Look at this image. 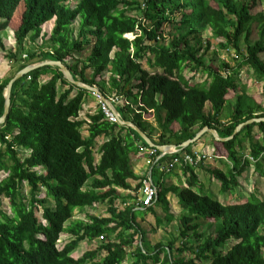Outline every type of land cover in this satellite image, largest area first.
I'll return each instance as SVG.
<instances>
[{"label":"trees","instance_id":"1","mask_svg":"<svg viewBox=\"0 0 264 264\" xmlns=\"http://www.w3.org/2000/svg\"><path fill=\"white\" fill-rule=\"evenodd\" d=\"M70 1L0 0V32L14 22L16 40V48L7 50L0 38V52L16 67L15 74L33 63L60 61L75 80L98 86L104 95L126 97L135 104L140 98L143 106L137 103L135 109L124 105L118 111L125 122L140 128L156 149L166 145L180 148L205 127L228 138L240 124L264 118V107L253 101L254 108L246 112L237 107L228 125L219 121L231 95H237L238 100L246 97L235 94L244 66L259 82L264 81V45L252 40L254 27L261 40L264 38V0H80L74 7ZM260 3L261 10L252 14ZM140 14L149 25L140 20ZM177 15L179 33L168 44L160 43L163 26ZM77 18L79 32L74 38L70 25ZM51 20L55 24L50 38L37 51L22 57L24 42L44 39L42 27ZM207 28L213 37L224 40L220 43L223 49L239 52L240 40H244L246 53L236 65L205 62L200 35ZM127 34L135 38L130 40ZM88 46L90 52L83 61L69 62ZM187 71H191L190 77L185 75ZM105 73L110 74L108 87L103 85ZM14 75L0 79V117L4 114L5 89ZM60 85L67 88L61 91ZM89 93L68 82L53 65L35 68L14 82L10 111L5 124L0 125V175L4 173L0 177V207L6 198L13 213L11 216L0 209V264H123L128 254L133 258L131 264H200L196 259H209L206 264H264V198L254 191L247 200L223 204L212 193L195 191L199 180L197 168L191 165L182 166L184 187L159 184L154 205L142 206L155 217L154 228L175 218L179 222V230L172 233L168 245L159 242L149 250L145 225L136 217L142 205L138 194L142 177L134 173L131 162L141 151L139 145L150 146L131 126L110 122L101 108L88 121L80 119ZM207 103L212 108L208 112ZM176 122L178 130L174 129ZM85 125L87 137L82 132ZM254 127L264 134V121L253 122L232 139L216 142L220 143L218 154L226 155L232 163L229 170L209 169L211 179L220 181L223 193L241 187L239 178L249 164L264 176V140H254ZM241 136L250 139L254 161L240 153ZM100 138L104 141L98 145ZM192 145L161 157L153 165V176L159 173L158 164L167 166L174 158L181 159L183 153H190ZM18 150L29 154L21 158ZM145 154L154 163L161 152L157 149ZM129 180L137 181L135 187ZM24 184L29 187L26 197L21 191ZM127 190L133 194L121 193ZM171 192L177 198V213L170 212L167 195ZM116 201H121V208ZM102 202L108 204V216L90 214L73 220L76 210L84 212ZM158 203L163 205L166 221L155 211ZM200 220H213L214 234L190 247L189 237L204 238L197 231ZM64 234L70 239L60 246ZM102 236L97 249L79 258L72 255L81 242ZM176 237L182 244L178 250L183 253L191 249L196 259L173 258ZM226 242L229 244L222 249ZM103 251V259L96 260Z\"/></svg>","mask_w":264,"mask_h":264},{"label":"rangeland","instance_id":"2","mask_svg":"<svg viewBox=\"0 0 264 264\" xmlns=\"http://www.w3.org/2000/svg\"><path fill=\"white\" fill-rule=\"evenodd\" d=\"M80 0H71L70 1V5L72 7H74ZM263 4V3H262ZM262 4L260 3L258 6H256L253 10H252V14H256L258 11L261 10ZM143 6V5H142ZM264 6V5H263ZM142 13H143V9H142ZM140 16V20H142L143 22H145V25H149L150 21L146 20L145 16L142 14L139 15ZM180 20V15H177L176 17H171V20L166 23L163 26V36L158 38V40H160L159 42L162 44H168L169 41H171L174 37V35H177L179 33V28H178V24L177 22ZM55 21L51 20L49 21L47 24H45L42 27V33L46 35L44 37V39L39 38L38 42L34 43L33 41L27 39L24 42V50L22 52L23 56L25 58L26 54H28L29 52H35L37 51V47H41L42 45H44V41L48 40L50 38V34L52 32V29L54 27ZM14 27H15V23H11L10 26L0 32V38L3 40V42L5 43L7 50L10 49H15L16 48V40L14 37ZM71 30H72V36L74 38L77 37L78 32H79V19L77 18L76 20H74L72 22V24L70 25ZM255 27L253 28V39L257 38L258 35V40L261 41V43L264 45V38L263 40H261V35L256 33V30L254 31ZM125 37H127L130 40H133L135 38L134 34H127L125 35ZM200 39L202 41V48L200 49V53H203L205 55V59H206V63H213L214 66H220L222 64V62H225L227 64H229L231 67L236 65L241 59L243 54L246 53V45L243 39L240 40V46H241V51L237 52L235 49L233 48H229V49H223L220 46L221 42H224L223 39L221 38H215L212 36V32L210 28H207L205 31L202 32V34L200 35ZM252 38V37H251ZM195 40L191 38V44L194 45ZM90 47H86V49L83 52H79L77 54H75V59L74 60H69L70 63H75L76 61H83L90 52ZM4 53L0 52V77H2V80L11 77L15 74L16 72V67L13 66V63L10 62L8 59H4L3 58ZM264 57V54H263ZM264 60V58H263ZM145 68H147L146 64L144 63ZM227 70V73H231L228 69H223ZM109 73H105L104 74V80L105 87H108V80H109ZM185 75L187 77H190L192 75L191 71H187L185 73ZM46 79H48V77H46ZM205 79V78H203ZM192 81V80H191ZM238 88H237V92L235 94L238 95H252V96H247L244 97L243 100H238V97H236L235 95H231L230 96V100H227L226 105L223 108V114L226 115V119H229L230 117L229 114H231L237 107H239L240 109H242L243 111H247L249 108H254V102L252 100V97H256L262 104H264V82H259L257 80V78L255 77V75L253 74L252 70L249 69L248 66H244V68L240 71L239 75H238ZM192 82H196V81H192ZM96 85H94L95 87ZM65 88L67 87H63L60 85V90L63 91ZM136 91V89H135ZM121 98V97H119ZM133 102V103H132ZM130 102V104L132 105L133 108H136L138 104L140 103V98H138L137 103L135 104L134 101ZM142 105V104H141ZM116 108L119 110L120 109V104H115ZM143 106V105H142ZM99 109V104H98V100L97 98L93 95V92L90 91V93L86 96L85 99V104L83 106L82 111L80 112V119H85L86 121H88V117L94 113H96ZM225 115H223L222 117H224ZM87 129V125L84 126L82 132L84 136H88V132L86 131ZM251 135L255 138L260 140V142H262L264 140V134H262V132L257 128L254 127L252 130ZM260 135V136H259ZM219 136V135H218ZM220 137V136H219ZM221 138V137H220ZM104 141V138H100V140L98 141V145L101 144V142ZM240 141L241 145H240V153L243 154V156H245L247 159H250V161H254V159L250 156L251 153V145H250V139L247 136H241L240 137ZM239 141V142H240ZM204 152L210 153L212 155H214V160H210L211 161H216L219 160L216 156V150H209V147L204 145ZM208 149V150H207ZM178 151V150H177ZM177 151H173V152H169L167 155L172 156V154H175ZM204 152H194V153H188V154H192L195 155L196 153H204ZM19 153V157L23 158L25 156H27L29 154V151H25V150H18ZM207 153H204L206 155H209ZM185 154V153H183ZM182 154V155H183ZM264 154V153H263ZM219 155V154H218ZM96 160L99 159V154L96 152ZM221 157H223L224 159L227 157L226 155H221ZM209 159H206L204 161H202V163L200 165H197L196 167H200L199 170H197L200 173H203L201 175V178L203 180L204 183L201 182V188L199 187V183L197 185L196 188H200L199 190L204 191V193H212V194H217L218 191L220 190L221 184L220 181H218L217 179L215 180V182H212L211 179V174L209 172L210 168H213V165H215V163L209 166L208 168H204V166H208V164H206ZM225 163L227 162V160H224ZM218 163V162H217ZM202 165H204L203 167H201ZM232 165V164H231ZM251 167L250 164L247 166L246 170L244 171L243 175L241 178H243V180L245 181V183L247 185H251L254 188H250V191H248L247 189L249 188L248 186L246 187V184L243 186V181L240 179L241 181V187L236 189V190H227L226 191V198L224 196H220L223 198V201H221L219 199L220 202H222L223 204H228V203H235L237 201H241V200H246L248 197H250L251 193L254 192V190H256V194L260 197V198H264V176H262L261 174H254L252 176L253 173H250L251 171ZM4 173H1L0 177H3ZM6 175V174H5ZM162 175H164L165 177H172V176H178L177 174H175L174 170L172 172H167V173H162ZM157 177L159 178V176L157 175ZM167 179V178H166ZM257 179V181H256ZM209 181V182H208ZM218 181V182H217ZM256 182L257 184L261 185L263 187V190L260 189H255L256 187ZM210 183V184H208ZM91 184V179L88 181V184L86 186V188L90 187ZM164 186H166V182L163 181ZM180 185H182L183 187L186 185V179H184L182 182H180ZM207 187H209V189L211 191H207L205 189H207ZM197 190V189H196ZM22 193L23 195L28 196L29 195V187L24 184V186L22 187ZM200 191V192H201ZM234 191V193L232 194V192ZM124 193V192H121ZM139 196L141 195V191L140 193H138ZM232 194V195H231ZM46 192L45 190L42 189L41 191V196H45ZM230 195V196H229ZM234 195V197H233ZM169 199L171 201V203H173L174 205L170 206V212L173 213H177L179 208H177V204L175 201H172L173 199L176 200L172 195L169 196ZM168 199V200H169ZM227 202V203H225ZM50 203L52 204V202L50 201ZM116 205L118 208H121V201H116ZM163 205L161 203L155 204V211L163 218V221H166L165 219V214H163ZM0 209H2L4 212H7L9 215H13L12 211H11V207H10V202L8 199L4 198L3 199V203L0 207ZM107 209H108V204L107 202H102V203H98L95 204V206L88 207L86 208V210L84 212H80L79 210L75 211V217L73 218V220L76 219H85L87 215L90 214H95V215H100V216H108L109 213H107ZM137 210V209H136ZM38 215L41 214V212L39 211L37 213ZM136 217L137 220H139L142 224L145 225V230L147 231V238H146V242L145 245L149 250H152L153 247L161 242L164 246L168 245L170 243V241L173 239L172 237V233H176L179 230V222H178V218H175L174 220H172L171 223L165 225L162 224L160 226H158L157 228H154L155 223L153 222V214L150 212H147L143 209H139L136 212ZM145 217V218H143ZM139 218V219H138ZM143 218V219H142ZM155 218V217H154ZM145 219V220H144ZM138 221V222H139ZM208 221V222H207ZM213 220H200L198 221V233H201L202 235H204V238L201 239V241H199V239L193 235L192 237H189V239L187 240V242L191 245L190 247H196V245L200 243H203L206 239L207 236L213 235L214 234V230H215V226L212 222ZM75 221H73L74 223ZM139 222V223H140ZM143 228V227H142ZM144 230V229H143ZM206 234V235H205ZM70 239L68 234H64L61 236V240L59 242L60 246L66 244V242H68ZM177 239V240H176ZM175 241H174V245H175V249H174V254H173V258L175 259H180V260H190L192 258H195V255L192 253L191 249H186L183 251V253H181L178 250V247H181V242L180 240L178 241V238L176 237ZM102 243V239L98 238L95 239L93 241H84L81 242L80 245L78 246V248L73 252L72 255H74L76 258L81 257L85 252L87 251H91L93 249H97ZM58 244V245H59ZM229 243H223L222 244V249H225L227 247ZM105 251H103L96 260L101 261L103 259V257L105 256ZM131 254H128V258L123 262V264H131V262L133 261V258H131L130 256ZM164 254H161V258H163ZM196 259V258H195ZM196 261H199L200 264H206L208 260H202V259H196ZM151 264H153L152 261H150ZM87 264H91L90 262H88ZM161 264V263H158Z\"/></svg>","mask_w":264,"mask_h":264},{"label":"crops","instance_id":"3","mask_svg":"<svg viewBox=\"0 0 264 264\" xmlns=\"http://www.w3.org/2000/svg\"><path fill=\"white\" fill-rule=\"evenodd\" d=\"M253 41H257L258 40V35H257V38H254V39H252ZM263 54H264V52L261 54V58H264L263 57ZM0 79L2 80V77H0ZM264 82V81H263ZM262 82V83H263ZM247 96H252V95H247L246 94V97ZM253 98V97H252ZM253 101H255L256 103H259V104H261L263 107H264V104H262L256 97H254L253 98ZM205 109H206V111L208 112L209 111V109H211L212 110V108H211V104L210 103H207L206 104V106H205ZM210 110V111H211ZM257 112V111H256ZM222 113H223V111H222ZM222 113H221V115H220V117H219V121H221V123H224V124H226V125H228L229 123H230V121H231V116H232V114H233V112L231 113V114H229V116L228 117H230L229 119H226V115L225 114H223V115H225L224 117H222L223 115H222ZM257 114H260V112H257L256 113V115ZM0 125H2V124H0ZM180 128V126H179V123H175V125H174V129L175 130H178ZM219 135V134H218ZM212 136H213V138H212ZM260 136V135H259ZM256 139V138H255ZM256 140H258V139H256ZM216 142H219L215 137H214V135L212 134V133H210V132H206V134H203L202 136H201V139L198 141V142H196V143H193V145L191 146V149H190V153H194V152H204V150H206V149H204V145H206V146H208L209 147V150H211V149H213V150H216L217 151V158L219 159V160H216V161H211L210 162V160H208V161H206L207 163L206 164H208V166H204V165H202L201 167H203L204 166V168H208V167H211L212 166V164L213 163H215V165H213V168L214 167H216V168H226V169H228L229 170V167L231 166V162L227 159V158H223V157H221V154H219L218 155V153H221V149H220V143H216ZM150 147H153V146H151V145H149ZM155 147V146H154ZM181 149L182 148H184V147H180ZM180 148H175L173 151H177V150H179L180 151ZM159 149V148H158ZM239 150H240V147L238 148ZM160 150V149H159ZM208 150V149H207ZM160 152H161V154L157 157V159H156V161H154V163H151V160L149 159V156L147 155V154H145V153H143L142 151H140V153H138V155H137V157L135 158V159H133L132 160V162H131V167H132V169H133V171H134V173L136 174V175H138L139 177H142V181L144 180V179H151L152 180V182L155 184V185H157L158 186V188H159V184H162L163 185V181L164 182H166L167 184H166V186H172V185H174V186H180V187H182V185H180V182H182L184 179H186V177H185V175L183 174V171H182V166H185V165H179V167L178 168H176V169H174V172H175V174H177L178 176H170V177H165L164 175H162V173H167V172H164L162 169L165 167V165H162V166H160V164H158L157 165V168L159 169V173H156L154 176H153V174H152V172H153V165H155L156 163H157V161L160 159V156H162V154L164 153V152H162L161 150H160ZM204 153H207V152H204ZM207 154H210V153H207ZM143 155V156H142ZM211 160H214V159H211ZM224 160H227V162L225 163V161ZM218 162V163H217ZM209 165H211V166H209ZM250 167L252 168L251 169V171H250V173H253L252 174V176L254 175V174H256V175H258L259 173H257L256 172V170H255V165L254 164H250ZM200 169V167L198 168L197 167V169L196 170H199ZM169 173V172H168ZM197 174H198V180H199V187L201 188V182L202 183H204L203 182V180H202V178H201V175L203 174V173H200V172H198L197 171ZM157 175L159 176V178L157 177ZM167 178V179H166ZM240 179L243 181V182H245L244 180H243V178H239V181H240ZM215 180L216 179H212V182L214 183L215 182ZM256 181H257V179H256ZM129 182L131 183V185L133 186V187H135V185L137 184V181H135V180H129ZM209 182V181H208ZM218 182V181H217ZM241 182V181H240ZM258 182V181H257ZM257 182H256V187L259 189L260 188V190H263V187L261 186V185H258L257 184ZM208 184H210V183H208ZM215 184H216V182H215ZM249 188L247 189L248 191H250V188H252L251 187V185H247ZM240 188V187H239ZM195 189V191H201V190H199L198 188H194ZM197 189V190H196ZM236 189H238V188H235V189H233V190H236ZM205 190H207V191H211L210 189H209V187H207V189H205ZM220 190H221V187H220ZM130 191H132V190H127V191H122V192H124V193H131V194H133V192H130ZM123 193V194H124ZM203 193H204V191H203ZM234 193V191L232 192V194ZM262 193H264V190H263V192ZM209 194V193H208ZM226 192L225 193H223L222 191H218V193L216 194H213L216 198H219L221 201H223V198L222 197H220L221 195L222 196H224L225 198L227 197L226 196ZM231 194V195H232ZM170 195H172L176 200H172V201H175L176 202V204H177V208H179V205H178V202H177V198H176V195L175 194H173L172 192L171 193H169L168 195H167V198L169 199V196ZM230 196V195H229ZM140 197H141V195H140ZM233 197H234V195H233ZM224 202V201H223ZM225 203H227V202H225ZM168 204H169V207L170 206H172V205H174L173 203H171V201H170V199L168 200ZM171 208V207H170ZM142 209H143V207H142Z\"/></svg>","mask_w":264,"mask_h":264},{"label":"water","instance_id":"4","mask_svg":"<svg viewBox=\"0 0 264 264\" xmlns=\"http://www.w3.org/2000/svg\"><path fill=\"white\" fill-rule=\"evenodd\" d=\"M44 65H53V66H57L60 68L61 72L63 73V76L64 78L74 84L75 86L77 87H80V88H84V89H87L93 93H101L100 90L97 88V87H94V86H90L86 83H83V82H80L78 80H75L72 73L70 72L69 68L63 64L62 62L60 61H54V60H45V61H42V62H37V63H33V64H30L28 65L27 67L23 68L22 70H20L19 72H17L14 77L9 81L6 89H5V93H4V96H5V108H4V114L2 117H0V124H5L6 120H7V117H8V114H9V111H10V106H11V90H12V87H13V84L15 81H17L19 78H21L23 75H25L26 73L30 72L31 70L35 69V68H38V67H41V66H44ZM102 94V93H101ZM102 97L104 100H108L107 97L105 95L102 94ZM112 109L115 110V108L111 105ZM264 121V118H255V119H250L242 124H240L239 126H237V128L235 129L234 131V134L228 138H220L216 132V130L214 129H210L208 127H205L203 128L201 131H199L197 133V135L195 136V138L191 139V140H188L186 142H184L181 147H186L188 146L189 144H192L194 143L195 141H197L204 133L206 132H210L214 135V137L217 139V140H220V141H228L230 139H232L236 133H238L241 128L243 126H245L246 124H250V123H253V122H262ZM122 124H125L127 126H131L132 128H134L140 135L141 137L151 146H155L153 144V142L150 140V138L142 131L140 130V128H138L137 126H135L132 122H122ZM160 150L164 153H169V152H172L175 148H177L176 145H166V146H160Z\"/></svg>","mask_w":264,"mask_h":264},{"label":"built area","instance_id":"5","mask_svg":"<svg viewBox=\"0 0 264 264\" xmlns=\"http://www.w3.org/2000/svg\"><path fill=\"white\" fill-rule=\"evenodd\" d=\"M93 94L97 98L100 108L102 109V111L106 115V118L110 122L121 123L120 114L118 113V111L113 110L111 105L116 108L115 104L118 103V104H120L121 107H124V105H130L132 107V105L130 104V102H132V100H128V99H126V97L119 98L117 96H109L108 100L106 101L103 99L101 93H93ZM138 105L140 106L141 104H138ZM139 146H140V149L143 153L148 152V154L156 153L157 149H158V148L156 149L155 147L146 148V147H143L141 145H139ZM212 157L213 156L206 155L204 153H196L195 155L185 153L182 155L181 159L180 158H174L162 170L169 172L173 168V166H176V165H187V164H189L192 166H197V165H200L202 163V161H204L206 159H211ZM141 193H142V196L140 198V202L142 204L141 206L149 207L157 199L158 186L155 185L151 179H144L142 182Z\"/></svg>","mask_w":264,"mask_h":264},{"label":"clouds","instance_id":"6","mask_svg":"<svg viewBox=\"0 0 264 264\" xmlns=\"http://www.w3.org/2000/svg\"><path fill=\"white\" fill-rule=\"evenodd\" d=\"M95 87H97V88L99 89L98 86H95ZM99 90H100V89H99ZM100 92L102 93L101 90H100ZM102 94H103V93H102ZM93 95H94V94H93ZM103 95H104V94H103ZM105 96H106L107 99H108L109 96H107V95H105ZM113 107H114V106H113ZM99 108H100V106H99ZM114 108H115V107H114ZM115 110L118 111L117 108H115ZM118 113H119L120 116H121V113H120L119 111H118ZM120 119H121V123H120V124H122V122H125V121L123 120L122 116H121ZM253 119H255V118H253ZM214 130H215V129H214ZM216 132H217V131H216ZM204 134H205V133H204ZM217 134H218V133H217ZM199 139H201V137H200ZM199 139H198L197 141H199ZM197 141H195V142H197ZM218 141H220V140H218ZM195 142H194V143H195ZM192 144H193V143H192ZM153 147H154V146H153ZM160 148H161V147L159 146V149H160ZM159 151H160V150H159ZM178 151H179V150H178ZM178 151H177V152H178ZM172 152H173V151H172ZM167 154H168V153H163L162 156H160V158H161V157H164V156L167 155ZM209 155H210V156H213L211 159H214V157H215L214 155H212V154H209ZM216 156H217V154H216ZM219 156H220V155H219ZM226 158H227V157H226ZM211 159H209V160H211ZM227 159H228V158H227ZM187 165H189V164H187ZM160 166H162V165L160 164ZM191 166H192V165H191ZM165 167H166V166H165ZM194 167L197 168L196 166H194ZM163 171H164V170H163ZM164 172H166V171H164ZM142 182H143V181H142ZM259 185H260V184H259ZM251 187H252V186H251ZM252 188H254V187H252ZM255 189H258V188H255ZM259 189H260V188H259ZM140 191H141V188H140ZM254 191L256 192V190H254ZM158 192H159V188H158ZM141 196H142V193H141ZM140 198H141V197H140ZM157 198H158V196H157ZM218 199H219V198H218ZM247 199H248V198H247ZM247 199H246V200H247ZM156 201H157V199H156ZM156 201H155V202H156ZM155 202H154V203H155ZM154 203H153L152 205H154ZM228 204H232V203H228ZM152 205H151V206H152ZM143 207H144V206H143ZM149 207H150V206H149ZM139 208L142 209V206H141V207H138L137 209H139ZM100 238L103 239V236L100 237Z\"/></svg>","mask_w":264,"mask_h":264}]
</instances>
